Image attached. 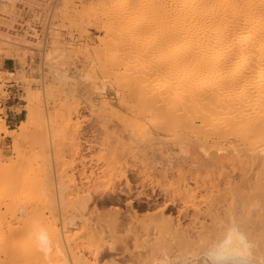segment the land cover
I'll return each instance as SVG.
<instances>
[{
  "label": "bare ground",
  "instance_id": "6f19581e",
  "mask_svg": "<svg viewBox=\"0 0 264 264\" xmlns=\"http://www.w3.org/2000/svg\"><path fill=\"white\" fill-rule=\"evenodd\" d=\"M154 1L114 0L110 6L113 11L122 12ZM163 11L164 35L158 45L164 48L161 62L156 64L148 59L151 51L144 50L147 45L143 41L137 45L131 40L129 44L128 39L121 44L124 48L120 58L127 59L135 53L137 59L130 61L132 66L123 65L132 75L138 74L132 77L130 89L146 103L164 109V130L175 129L181 140V147L174 144L180 149L181 156L178 149L175 152L180 156L176 157L179 163L172 159L170 162L176 165L171 166L173 163H167L166 156L164 165L171 167L160 170L173 182L177 177L176 187L172 186L177 189L172 190L169 182L170 189L166 188L169 178L165 176L164 188L160 186L164 191L160 188L161 193H156L152 183H145L144 170L149 172L148 167L132 166V177L127 171L121 175L123 186L115 183L107 188L81 187L80 191L78 187L77 198L71 201L72 213L60 210L65 215L57 222L39 210L28 230L17 219L19 214L13 213L17 206L12 208L14 224L2 208L12 214L10 204L21 203L23 186L33 185L38 187L39 197L42 195L43 208L54 214L64 207L60 206L68 196L64 193L67 184L59 181L55 169L45 167L48 165L42 167L37 181L30 182L23 177L20 165H1L0 264H99L105 259H109L106 264H119L113 257L122 250L115 245L118 240L125 248L123 253L130 240L135 247L145 243L142 248L150 256L138 253L137 264H155V250L170 255L168 249L174 247L181 251L175 258L189 263L196 260L186 259L187 253L223 240L230 219L238 222L253 243L255 264L264 258V0H164ZM148 60L147 71L164 76L155 91L148 85H137H150L145 78L148 73L138 68ZM57 74L66 84L70 83L65 70ZM36 119V112L29 107L18 131L4 126L0 134L13 137L15 146L20 137L33 129ZM173 173L177 174L174 178ZM121 197H125L124 204ZM121 204L125 210L119 207ZM98 205L113 209L99 213ZM77 227L88 234L86 248L69 237V231ZM41 229L51 241L47 255L35 239ZM121 231L126 233L124 237H119ZM26 244L37 255L26 254ZM164 254L161 256L165 259Z\"/></svg>",
  "mask_w": 264,
  "mask_h": 264
},
{
  "label": "rangeland",
  "instance_id": "374dc122",
  "mask_svg": "<svg viewBox=\"0 0 264 264\" xmlns=\"http://www.w3.org/2000/svg\"><path fill=\"white\" fill-rule=\"evenodd\" d=\"M112 3L114 0H0V131L4 126L10 131H18L29 107L36 112L37 118L30 134L20 137L22 139L15 146L13 137L0 134V166L20 165L23 177L30 182L40 178L42 167L48 165L45 167H51L52 171L55 169L53 172L58 174L59 181L61 179L63 185L67 184L64 193L68 196L63 194L66 199L61 198L65 203L60 206H64L65 210L59 208L54 214L43 208L45 204L43 206L40 200L42 195L39 197L38 187L23 186L21 205L10 204L12 207L9 209L12 213L13 205L17 206L13 213L16 216L19 214L17 219L20 218L21 225L28 230L33 227L40 211L57 222L61 221L65 211L72 213L78 187L79 191L86 187L101 188L102 185L107 188L115 183L121 187L124 184L121 179L123 172L127 171L128 175L130 172L132 177V169L136 167H148L149 172L144 168L145 183H152L155 191L158 190L156 193L164 191L162 187L167 175H161L160 170L176 165L170 161L173 159L176 163L178 154L181 156L177 147L181 145V140L176 130H164V109L146 103L130 89L132 77L138 74L132 75L129 69L125 70V66H132L130 61H134L135 53H130L133 56H127V59L120 58L124 48L121 44L128 39L129 44L131 40L137 45L143 41L147 45L144 50L151 51L148 59L156 64L161 62L164 48L158 45L164 35V0H156L149 5H134L122 12L113 11ZM149 60L140 64L142 69L138 68L148 73L144 77L150 85L146 81L148 84L141 82L137 85H148L150 90L155 91L160 82L163 83L164 76L147 71ZM59 70L66 71L70 83L66 84L58 77ZM5 106L13 107L8 112ZM13 113L16 116L12 119ZM54 126L56 131H53ZM167 146H170L169 150ZM165 157L169 160L167 163L172 164H168L169 167ZM129 167L131 171L127 169ZM174 174L173 178L177 176ZM170 178L167 176L169 181H166L165 187L168 188L170 183L172 190L177 189L173 188L177 185V177L174 182ZM121 199H124V204L125 197ZM123 204L119 207L125 210ZM109 207L113 209L109 205H98L97 211L102 213ZM6 210L2 208V212H7L6 216L11 219L14 214ZM123 232L119 237L126 234ZM87 235L79 227L69 231L72 242L85 248L89 244ZM117 242L121 246L117 243L116 247L122 250L113 257L119 264H137L136 255L149 252L142 248L145 243L137 242L143 246L135 244V247L130 240L128 251L123 253V244L119 240ZM175 250L178 249H168L170 255L167 250L163 251L166 254L153 250L156 254L152 261L155 262H150L197 264L196 261L181 263L175 258L180 249ZM23 251L30 257L37 255L32 253L30 244H26ZM163 254L174 263L166 257L164 259ZM105 260L99 264L109 261Z\"/></svg>",
  "mask_w": 264,
  "mask_h": 264
},
{
  "label": "clouds",
  "instance_id": "9594fccd",
  "mask_svg": "<svg viewBox=\"0 0 264 264\" xmlns=\"http://www.w3.org/2000/svg\"><path fill=\"white\" fill-rule=\"evenodd\" d=\"M40 250L48 254L51 251V241L45 230L41 229L35 234ZM47 245V247H45ZM254 245L248 235L241 230L235 219H230L222 241L209 243L189 252L186 259H195L197 264H255ZM264 264V258L259 260Z\"/></svg>",
  "mask_w": 264,
  "mask_h": 264
},
{
  "label": "crops",
  "instance_id": "0c3cea01",
  "mask_svg": "<svg viewBox=\"0 0 264 264\" xmlns=\"http://www.w3.org/2000/svg\"><path fill=\"white\" fill-rule=\"evenodd\" d=\"M13 106H5V108L8 110V112H10V108H12ZM16 114L13 113V117H11L12 119L15 118Z\"/></svg>",
  "mask_w": 264,
  "mask_h": 264
}]
</instances>
